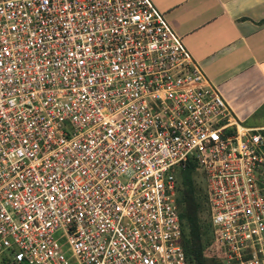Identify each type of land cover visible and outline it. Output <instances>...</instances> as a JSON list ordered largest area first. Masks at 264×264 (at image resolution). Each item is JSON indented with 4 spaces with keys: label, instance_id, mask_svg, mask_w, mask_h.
Segmentation results:
<instances>
[{
    "label": "built area",
    "instance_id": "1",
    "mask_svg": "<svg viewBox=\"0 0 264 264\" xmlns=\"http://www.w3.org/2000/svg\"><path fill=\"white\" fill-rule=\"evenodd\" d=\"M203 170L222 264H264V126L151 0H0V264H189Z\"/></svg>",
    "mask_w": 264,
    "mask_h": 264
},
{
    "label": "crops",
    "instance_id": "2",
    "mask_svg": "<svg viewBox=\"0 0 264 264\" xmlns=\"http://www.w3.org/2000/svg\"><path fill=\"white\" fill-rule=\"evenodd\" d=\"M242 125L264 126V0H151Z\"/></svg>",
    "mask_w": 264,
    "mask_h": 264
},
{
    "label": "trees",
    "instance_id": "3",
    "mask_svg": "<svg viewBox=\"0 0 264 264\" xmlns=\"http://www.w3.org/2000/svg\"><path fill=\"white\" fill-rule=\"evenodd\" d=\"M194 162L176 173V202L181 223V244L189 264H222L213 241L208 193L195 178Z\"/></svg>",
    "mask_w": 264,
    "mask_h": 264
},
{
    "label": "rangeland",
    "instance_id": "4",
    "mask_svg": "<svg viewBox=\"0 0 264 264\" xmlns=\"http://www.w3.org/2000/svg\"><path fill=\"white\" fill-rule=\"evenodd\" d=\"M261 116V117H264V109L261 110V112L258 114V117ZM195 178L197 179V181L201 182V185L206 189L207 191V188H206V179H205V175H204V172L203 170H200V169H197V172L195 173ZM216 245V244H215ZM216 251V250H215ZM217 255L220 257V255L218 254V252H216Z\"/></svg>",
    "mask_w": 264,
    "mask_h": 264
}]
</instances>
